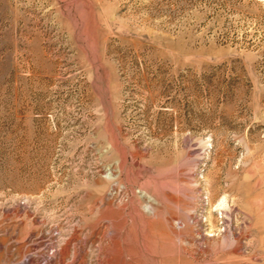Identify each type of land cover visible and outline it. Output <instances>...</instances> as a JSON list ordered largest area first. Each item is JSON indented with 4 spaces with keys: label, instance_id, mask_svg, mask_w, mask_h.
I'll list each match as a JSON object with an SVG mask.
<instances>
[{
    "label": "rangeland",
    "instance_id": "obj_1",
    "mask_svg": "<svg viewBox=\"0 0 264 264\" xmlns=\"http://www.w3.org/2000/svg\"><path fill=\"white\" fill-rule=\"evenodd\" d=\"M67 244L264 264V0H0V264Z\"/></svg>",
    "mask_w": 264,
    "mask_h": 264
},
{
    "label": "bare ground",
    "instance_id": "obj_2",
    "mask_svg": "<svg viewBox=\"0 0 264 264\" xmlns=\"http://www.w3.org/2000/svg\"><path fill=\"white\" fill-rule=\"evenodd\" d=\"M114 230V229H113ZM116 231V229H115ZM118 231V230H117ZM115 233V232H114ZM120 233V232H119ZM118 233V234H119ZM116 234V233H115ZM121 234V233H120ZM119 236V235H118ZM70 255V250H69V247H68V244L63 248V250L59 253V256L57 258V260L55 262H53L52 264H67V258L69 257ZM132 257V255H130ZM134 256V255H133ZM139 258H143V257H140L138 255ZM116 260V259H115ZM131 260V261H130ZM130 260H127L126 258H120L118 259V262L119 264H132L133 262H136V263H139V264H143L139 261V259H136V257H132ZM141 260V259H140ZM32 261V259H31ZM144 261V260H143Z\"/></svg>",
    "mask_w": 264,
    "mask_h": 264
}]
</instances>
